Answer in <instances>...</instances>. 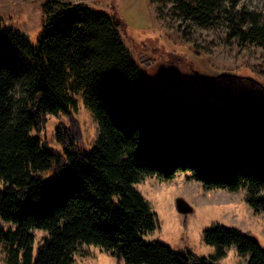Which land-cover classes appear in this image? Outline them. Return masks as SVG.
<instances>
[{"label":"trees","instance_id":"16d2710c","mask_svg":"<svg viewBox=\"0 0 264 264\" xmlns=\"http://www.w3.org/2000/svg\"><path fill=\"white\" fill-rule=\"evenodd\" d=\"M191 10L204 20L209 5ZM43 19L36 45L0 27V219L16 227L0 230L12 251L8 264H74L82 245L127 264H219L233 247L247 264H264L258 239L219 224L205 231L217 248L211 258L147 243L158 220L135 188L148 177L168 182L190 173L206 191H246V205L264 215V89L221 104L170 99L142 74L114 16L53 0ZM256 34L264 41V28ZM76 94L99 137L92 151L79 150L73 120L57 129L61 155L32 133L48 115L71 117ZM34 231L48 233L36 256Z\"/></svg>","mask_w":264,"mask_h":264},{"label":"rangeland","instance_id":"374dc122","mask_svg":"<svg viewBox=\"0 0 264 264\" xmlns=\"http://www.w3.org/2000/svg\"><path fill=\"white\" fill-rule=\"evenodd\" d=\"M51 1L0 0V27L20 31L36 45L43 32L45 7ZM61 1L83 3L114 16L121 24L122 42L140 71L167 98L189 104H221L251 89H264V41L256 34L257 28H264V0H183L189 7L182 8L179 0ZM201 2L209 5V10L201 11L204 20L191 10ZM75 97L78 108L71 117L48 115L40 129L32 133L61 155L57 129L71 127L73 120L82 134L79 150L92 151L99 137L98 124L82 96ZM52 172L42 175L48 178ZM135 188L158 220L156 229L144 238L147 243L160 242L179 253L211 258L217 248L206 243L205 231L219 224L255 236L264 247V215H254L246 205V191H206L190 178V173H180L168 182L148 177ZM178 198L184 199L193 211L181 213L176 208ZM10 229L16 227L0 219V230ZM34 235L36 256L48 233L34 231ZM11 252L9 245L0 243V264H8ZM247 261L248 256L240 255L233 247L218 263ZM74 264L127 263L98 246L82 245Z\"/></svg>","mask_w":264,"mask_h":264},{"label":"water","instance_id":"95a60500","mask_svg":"<svg viewBox=\"0 0 264 264\" xmlns=\"http://www.w3.org/2000/svg\"><path fill=\"white\" fill-rule=\"evenodd\" d=\"M25 36H27L25 34ZM176 208L184 214L191 213L193 211L192 207L182 198H178L176 201ZM253 239H257L255 236L252 237Z\"/></svg>","mask_w":264,"mask_h":264}]
</instances>
